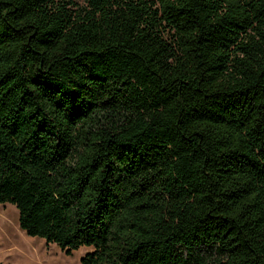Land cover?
Instances as JSON below:
<instances>
[{
    "label": "trees",
    "instance_id": "trees-1",
    "mask_svg": "<svg viewBox=\"0 0 264 264\" xmlns=\"http://www.w3.org/2000/svg\"><path fill=\"white\" fill-rule=\"evenodd\" d=\"M84 1L0 0V204L80 264H264V0Z\"/></svg>",
    "mask_w": 264,
    "mask_h": 264
},
{
    "label": "rangeland",
    "instance_id": "rangeland-1",
    "mask_svg": "<svg viewBox=\"0 0 264 264\" xmlns=\"http://www.w3.org/2000/svg\"><path fill=\"white\" fill-rule=\"evenodd\" d=\"M84 4V0H76ZM92 250L83 246L67 255L55 243L30 236L19 225V211L11 203L0 204V262L3 264H80Z\"/></svg>",
    "mask_w": 264,
    "mask_h": 264
},
{
    "label": "water",
    "instance_id": "water-1",
    "mask_svg": "<svg viewBox=\"0 0 264 264\" xmlns=\"http://www.w3.org/2000/svg\"><path fill=\"white\" fill-rule=\"evenodd\" d=\"M82 259V258H81Z\"/></svg>",
    "mask_w": 264,
    "mask_h": 264
}]
</instances>
